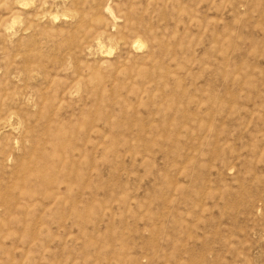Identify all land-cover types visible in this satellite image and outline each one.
I'll use <instances>...</instances> for the list:
<instances>
[{"label": "rangeland", "instance_id": "rangeland-1", "mask_svg": "<svg viewBox=\"0 0 264 264\" xmlns=\"http://www.w3.org/2000/svg\"><path fill=\"white\" fill-rule=\"evenodd\" d=\"M0 264H264V0H0Z\"/></svg>", "mask_w": 264, "mask_h": 264}]
</instances>
